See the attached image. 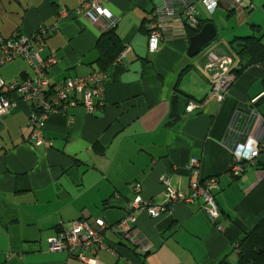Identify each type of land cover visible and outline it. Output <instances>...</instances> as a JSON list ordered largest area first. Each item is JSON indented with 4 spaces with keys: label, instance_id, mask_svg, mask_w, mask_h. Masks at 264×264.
I'll return each instance as SVG.
<instances>
[{
    "label": "crops",
    "instance_id": "obj_1",
    "mask_svg": "<svg viewBox=\"0 0 264 264\" xmlns=\"http://www.w3.org/2000/svg\"><path fill=\"white\" fill-rule=\"evenodd\" d=\"M195 1L201 22L213 21L218 35L210 48L194 57L188 55L190 38L203 26L193 34L184 16L175 15L160 49L151 54L153 0L104 2L117 18L115 33L125 55L104 69L109 76L103 96L95 100V112L78 104L48 118L44 135L51 147L33 144L32 104L19 99L0 118V264L236 261L235 245L264 217V62L245 68L222 101L213 94L205 64L211 53L219 52L233 57V69L240 68V38L253 35L254 25L264 29V7L255 0H219L211 13ZM79 3L0 0V34L31 35L41 26L55 25L61 8L73 10ZM260 10L263 13L254 17ZM102 33L87 17L72 16L45 38L40 54L57 59L49 71L56 89L67 79L104 71ZM28 77L35 73L22 58L0 67V78L7 82ZM191 102L195 109H189ZM249 136L259 141L260 155L235 178L230 172L232 151ZM193 158L198 167L191 166ZM162 176L184 193L193 182L215 177L218 186L212 193L219 219L211 220L196 204L175 202L156 218L138 212L135 240L107 230L104 238L120 246V256L89 249L85 254L94 262H88L77 257L81 250L71 254L51 249L50 240L62 224L79 219L119 223L136 197L137 182L145 199L164 202Z\"/></svg>",
    "mask_w": 264,
    "mask_h": 264
},
{
    "label": "built area",
    "instance_id": "obj_2",
    "mask_svg": "<svg viewBox=\"0 0 264 264\" xmlns=\"http://www.w3.org/2000/svg\"><path fill=\"white\" fill-rule=\"evenodd\" d=\"M106 0H80L79 6L73 10L61 8L58 11L59 21L51 27H39L31 35H21L15 37H5L0 34V67L14 59H24L35 73V77L26 78L22 81L7 82L0 78V118L7 115L21 99L32 104L29 115V123L33 127V144L46 145L53 144L44 135L47 120L51 115L65 114L72 106L85 105L89 112L97 109L96 99L103 96L105 83L108 79L106 71L98 70L90 75L81 78H71L65 80L59 88L51 84L49 77L50 68L57 63L55 55L43 58L40 52L45 45V38L59 28V22L67 17L85 16L92 23L100 26L104 32L117 26V18L104 6ZM206 9L213 13L219 6V0H199ZM242 4L246 0H235ZM154 23L149 31V52L151 54L160 49L163 39V32L169 27V21L175 15L182 14L187 26L197 27L199 24V11L195 0H153ZM125 55V51L117 58L119 62ZM233 58L220 55L217 52L211 53L210 60L205 64V68L212 75L213 94L219 100H223L230 87L236 80V75L232 72ZM189 109H195L196 104L190 103ZM257 118V114L254 113ZM258 120H262L259 116ZM233 160L230 172L234 177L241 175L246 167L252 166L253 162L260 155L259 141L249 136L247 140L237 144L232 151ZM192 167H198L199 161L196 158L191 160ZM160 182L164 187L165 201L157 204L142 196L143 186L141 182L135 184L134 200L128 202L126 206L127 215L118 224L111 227L102 219H79L69 224H62L58 235L51 238L52 250H67L71 254L76 251L82 252L77 255L83 261L94 262L85 254L89 249L108 250L115 256H120L117 246L107 243L104 238L106 230L123 234L126 238L135 240L137 238L136 220L137 213L147 212L153 218L159 217L166 211L171 210L175 202H185L196 204L207 216L217 221L221 215L212 190L217 188L215 177L207 178L203 181L193 182L189 191L184 193L173 188L169 177L162 176ZM125 264H134L126 261Z\"/></svg>",
    "mask_w": 264,
    "mask_h": 264
},
{
    "label": "trees",
    "instance_id": "obj_3",
    "mask_svg": "<svg viewBox=\"0 0 264 264\" xmlns=\"http://www.w3.org/2000/svg\"><path fill=\"white\" fill-rule=\"evenodd\" d=\"M204 23L201 22L199 15V24L197 27L188 26V29L193 34H196L199 32ZM253 29L255 33L253 35L240 38V40H242L241 47L236 49V52L241 59V67L238 69H232V72L236 75V77L245 68H248L249 66L256 63L264 62V29H262L259 25H254ZM99 47L102 52L100 61L101 64H103V70L113 64L116 58H118L125 49V46L120 44L117 38L115 27L102 33L99 41ZM219 54L222 55L221 53ZM113 225L107 226L111 227ZM109 231L111 230L109 229ZM118 235L125 237L123 234ZM126 240L131 241L129 238H126ZM117 248L121 254L120 246L118 245ZM234 250L237 255L235 262H230L224 259L218 264H264V217L251 230H249L245 236H243L239 243L235 245Z\"/></svg>",
    "mask_w": 264,
    "mask_h": 264
},
{
    "label": "water",
    "instance_id": "obj_4",
    "mask_svg": "<svg viewBox=\"0 0 264 264\" xmlns=\"http://www.w3.org/2000/svg\"><path fill=\"white\" fill-rule=\"evenodd\" d=\"M218 29L213 21L205 23L199 33L190 38L188 55L194 57L217 38Z\"/></svg>",
    "mask_w": 264,
    "mask_h": 264
},
{
    "label": "rangeland",
    "instance_id": "obj_5",
    "mask_svg": "<svg viewBox=\"0 0 264 264\" xmlns=\"http://www.w3.org/2000/svg\"><path fill=\"white\" fill-rule=\"evenodd\" d=\"M255 2L258 4L259 7H263L264 0H263V2H261V0H255ZM263 11H264V9H263ZM263 11L260 10V11H258L259 13L256 12V15H254V13H253V16H254V17H259V14L263 13ZM216 19H217V18H216ZM244 35H245V34H244ZM215 40H216V39H215ZM215 40H214V41H215ZM214 41H212V42H211L206 48H204L203 51H204V50H207L208 48H210V46L213 44ZM203 51H202V52H203ZM202 52H201V53H202ZM201 53H199L197 56H200ZM230 53H232V54L235 56V52H234L233 50H230ZM235 57H236V56H235ZM197 58H198V57H197ZM196 60H197V59H196ZM211 75H212V74H211L209 71H207V76H208V77H211Z\"/></svg>",
    "mask_w": 264,
    "mask_h": 264
}]
</instances>
